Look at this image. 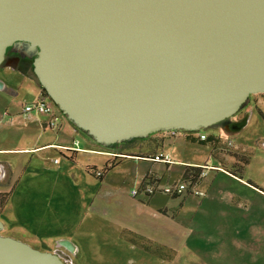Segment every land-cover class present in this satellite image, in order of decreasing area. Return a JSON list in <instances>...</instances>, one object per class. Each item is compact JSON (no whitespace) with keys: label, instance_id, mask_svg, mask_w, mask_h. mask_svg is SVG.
I'll list each match as a JSON object with an SVG mask.
<instances>
[{"label":"water","instance_id":"1","mask_svg":"<svg viewBox=\"0 0 264 264\" xmlns=\"http://www.w3.org/2000/svg\"><path fill=\"white\" fill-rule=\"evenodd\" d=\"M10 49L103 146L200 131L264 92V0H0V67ZM3 227L0 264H67Z\"/></svg>","mask_w":264,"mask_h":264},{"label":"crops","instance_id":"2","mask_svg":"<svg viewBox=\"0 0 264 264\" xmlns=\"http://www.w3.org/2000/svg\"><path fill=\"white\" fill-rule=\"evenodd\" d=\"M14 56L17 55L13 54ZM42 94V86L32 74L24 72L14 59L0 67V139L6 134L0 143V193L4 192L6 195L4 203L0 205V219L4 224L3 230H8L4 235L12 236L11 231L28 230L27 226L31 223L19 222L18 213L27 195L34 193L32 188L37 191L39 186H46L40 178L41 174L46 175L52 171L59 174L60 178L73 177L75 186L79 181H84L92 190L90 194L83 193L82 197L89 194L92 206L93 197L98 194L94 192L93 186H103L107 174L103 172L102 180H98L95 173L98 166L91 164V157L87 158V161L90 160L88 164L81 163V156L92 152L101 156L119 155L112 167L107 166L108 171L122 162L133 160L138 167L134 179L139 183L142 181V185L152 179L151 176L161 181L162 175L151 166L140 170L137 162L146 159L169 167L174 159L167 146L176 144L175 141L178 140L179 143L191 142L209 146L204 161L191 162L194 165H189L204 167L203 174L181 204L182 212L185 209L188 214H173V209L170 210L165 204L153 206L151 201L156 193L148 196H153L150 203L145 200L146 197L137 201L139 220L136 222L139 227L137 231H133L145 241L163 246L169 252L164 257L145 250L141 244L130 243L143 257L144 262L140 260L137 264H264V171L252 172L249 169L253 160V148L246 144L237 145L234 137H224L218 129L213 128L212 135L217 139L208 143L193 140L196 136L190 131H180L166 139L164 136L170 132L159 131L151 134L148 139L145 138L143 142L128 147L136 150L138 148L140 151L115 153V150L98 147L97 142L90 136L88 140L81 137L80 129L58 110L54 111L58 116L55 125L49 122L53 114L33 111L25 115V105L39 99ZM246 119L248 121V117ZM242 128L225 127L236 134ZM218 136L229 141L235 149L250 151L251 158L242 171L231 169L222 162L219 152L216 151L220 148ZM260 143L264 147V140ZM157 155L160 159H155ZM261 157L264 160V154ZM99 159L104 161L102 157ZM225 160L232 162L235 157L225 155ZM148 217H151L154 228L157 226V219L161 218L160 222L164 223H158V229H164L161 236L152 229L150 223L141 225L142 220L147 221ZM27 233L32 234L31 231ZM122 233L123 231L120 234ZM34 236V240L43 241L36 233ZM88 236L89 234L83 236L78 231L74 234H57L53 244L47 246L48 251L61 249L69 255L67 264H124L114 253H107L100 247L90 250L86 242ZM108 238L111 239L110 235ZM63 239L74 244V251H69L61 244L56 247L55 242Z\"/></svg>","mask_w":264,"mask_h":264},{"label":"rangeland","instance_id":"3","mask_svg":"<svg viewBox=\"0 0 264 264\" xmlns=\"http://www.w3.org/2000/svg\"><path fill=\"white\" fill-rule=\"evenodd\" d=\"M9 54L10 56L13 55L11 52ZM7 61L9 60L7 59ZM31 64L32 58L28 61L27 66H29V69L32 68ZM42 95H46V93L43 92ZM17 103L19 104V102ZM58 111L61 115L65 116L61 110ZM246 117H248V121L241 126L243 128L237 134L233 133L232 130L225 129L230 123L240 119L243 120V118ZM213 128L218 129L220 135H224V137L228 135L234 137L237 145L246 144L249 148H253L251 149L253 160L249 169H251L252 172L264 171V160H262V157L260 158V156L264 154L263 143H260L264 140V92L252 94L247 103L234 116L210 128L202 129L201 131L208 135H212L214 134ZM5 135L6 134H4L1 139H3ZM80 136L85 140L89 139V135L82 130H80ZM149 136L145 138L148 139ZM172 136V133L166 134L164 139ZM145 138H134L123 141L117 143L119 145L114 147L103 146L99 143H96V145L100 148L108 149L109 151H117L115 153H132L140 150L138 148L136 150V148L128 147L143 142ZM175 142L176 144L167 146L174 159L169 167H167L166 164L154 163L146 159L138 161L137 163L140 164V170H144L151 166L162 175V180L159 184L161 189H164L166 186L179 185L182 182H185V184L188 183L186 189L178 194V196L165 192H157L154 197L152 196L153 198H149L142 191H140L137 196H133L131 191L139 189L142 183V181L139 183L134 179V173L138 171V167L134 165L135 162H133V160L132 162L125 161L113 170L108 171L109 169L107 166L110 167V165L117 161L119 155L114 157L109 154H107V156H101L92 152V154H86L84 157L81 156L79 158V160L83 161L81 163L84 164V162H86L88 164L90 160L87 161V158L91 157L93 159L91 164H96L98 166V170L93 172L98 174V171H101L107 174L105 177L107 180L103 186L101 184L93 186L94 192L98 194L94 195L92 206H90L91 197L88 196L92 188L86 186L84 181H79L77 186H75L73 177L60 178L59 174L52 171L48 172L46 175L41 174L40 178L42 182L46 183V186H39L37 191L32 188L34 193L27 195L18 213L19 222L23 224L31 223L33 225L30 224L27 226L28 230H25V232L11 231L12 236L28 242L36 248L48 250L47 246L53 244V240H55L57 234H64L65 232L74 234L78 231L83 236L89 234L86 242L90 250L100 247L102 250L107 251V253H114L116 258H120L124 264H137L140 260L144 262L143 257L138 254V250L130 245V243H132L131 239L139 236V234L135 232L139 227L136 222L139 220L137 218V201L142 197H146L145 200H148L147 202L150 203L149 200L152 198L151 204L153 206L165 204L170 210L171 208L173 209V214L175 212H180L182 214L184 212L188 214L187 210L184 209L182 212L180 208L188 191L195 186L193 187L191 181L183 177V169L186 165H194L191 162L204 161L209 151V146L199 143H179L178 140ZM218 144L220 148L216 151L219 152L220 159L231 169H240L242 159L244 157H249L248 159L251 158L250 151L235 149L229 141L221 136H218ZM56 155L60 156L58 153H56ZM225 155L235 157V160L228 162V160H225ZM99 157L104 158V161H101ZM179 160H182V162ZM102 178L103 177H97L98 180H102ZM87 192H89V194L86 197H82L83 193ZM29 196L30 198H28ZM5 199V193L1 192L0 205L4 203ZM147 221L142 220L141 225L144 226L146 223H150L152 227L151 217H148ZM160 221L161 218H158L156 221V228L152 227L153 230L158 231L159 235L164 232V229L160 227L158 229V223L159 225H164V223ZM120 227L122 230H120ZM134 229L135 231H133ZM30 231L32 234L27 233ZM122 231L123 233L120 234ZM1 232L5 234L8 233V230L6 231L4 229ZM35 233L38 235L37 237L41 240L43 239V241L34 240ZM109 235L111 237L110 240L108 238ZM55 244L57 245L56 247H59L60 242H55ZM154 244H152V249L157 252L156 254H162L161 256L165 257L164 254L169 253L166 248H162L158 245L155 246Z\"/></svg>","mask_w":264,"mask_h":264},{"label":"built area","instance_id":"4","mask_svg":"<svg viewBox=\"0 0 264 264\" xmlns=\"http://www.w3.org/2000/svg\"><path fill=\"white\" fill-rule=\"evenodd\" d=\"M57 109L58 108L56 104L46 94V95H42L39 99L26 104L24 107V113L30 114L33 111H36L40 113L53 114L51 117L52 119H50L49 122L51 125H55L58 120V116L54 114V111ZM169 132L170 134L172 133V135H176L178 132H180V130H170ZM190 132L191 134L196 135L197 137H200L201 139H206L208 136L205 132L201 130L200 131H190ZM194 132H197V133H194ZM77 143L78 142H76V144ZM155 159H160V156L159 155L155 156ZM101 173H102L101 171H98V174H101ZM150 178L152 179H150L146 183H143L139 189H134L132 191L133 196H137L140 193V191H142L146 196H151L157 192H165L167 194H180L186 189L188 185V183L185 184V182L184 183L182 182L179 185L166 186L164 189H161L159 185L161 182L160 179H158L157 177L153 178V176H151Z\"/></svg>","mask_w":264,"mask_h":264},{"label":"trees","instance_id":"5","mask_svg":"<svg viewBox=\"0 0 264 264\" xmlns=\"http://www.w3.org/2000/svg\"><path fill=\"white\" fill-rule=\"evenodd\" d=\"M5 64V62L3 63V65ZM31 67L32 68H30L29 69V66H25L24 68H23V70H24V72H26V73H29V74H32V76H33V78H35L36 80H37V82L40 84V82H39V79H38V77L36 76V74H35V72H34V70H33V59H32V64H31ZM41 85V84H40ZM44 90V89H43ZM44 93H46V91L44 90L43 91ZM47 94V93H46ZM57 106V105H56ZM57 108L60 110V108L57 106ZM185 131V130H184ZM208 135V134H207ZM214 139H216L215 138V136L214 135H208L207 136V138L206 139H201L200 137H197L196 136V139H193V140H195V141H198V142H200V143H208L209 141H212V140H214ZM119 144H117V143H115V144H112V145H110V146H118ZM249 157H244L243 159H242V165L240 166V169H236V170H240V171H242L244 168H245V165L248 163V161H249V159H248ZM115 163H113L112 165H110V167H112L113 165H114ZM109 167V168H110ZM203 168L204 167H202V166H187L186 167V169H185V172H184V174H183V177L185 178V179H188V180H190L191 181V185L192 186H194L197 182H199V179L202 177V174H203ZM102 174L103 173H101V174H97V176L98 177H102ZM174 196H178V194H175ZM131 242L132 243H134V244H141L144 248H145V250H147V251H150V252H152V253H157L155 250H153L152 249V244H154L153 242H147V241H145V239L143 238V237H141V236H138L137 238H132L131 239ZM155 246H157L158 244H154ZM158 246H160V245H158ZM160 247H162V248H165V247H163V246H160ZM158 255H160V254H158ZM162 255V254H161ZM160 255V256H161ZM165 255V254H164Z\"/></svg>","mask_w":264,"mask_h":264},{"label":"flooded vegetation","instance_id":"6","mask_svg":"<svg viewBox=\"0 0 264 264\" xmlns=\"http://www.w3.org/2000/svg\"><path fill=\"white\" fill-rule=\"evenodd\" d=\"M12 53V54H14V55H17V56H14L13 57V55H11L10 56V54L9 53ZM31 58L33 59V57H30V56H28V55H23V54H21V53H19V52H15V51H12L11 49L8 51V53H7V58H6V61L5 62H7V59L8 60H12L13 61V59H14V61H16L17 63H19V65L22 67V68H24L25 66H27L28 65V61L29 60H31ZM244 119V118H243ZM236 122H242V120L240 119V120H236L235 122H232V123H230L227 127L228 128H230V129H235L236 127H237V124H236Z\"/></svg>","mask_w":264,"mask_h":264},{"label":"bare ground","instance_id":"7","mask_svg":"<svg viewBox=\"0 0 264 264\" xmlns=\"http://www.w3.org/2000/svg\"><path fill=\"white\" fill-rule=\"evenodd\" d=\"M180 131H184V130H180Z\"/></svg>","mask_w":264,"mask_h":264}]
</instances>
